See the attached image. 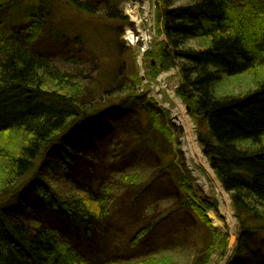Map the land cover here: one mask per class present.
<instances>
[{
	"label": "trees",
	"instance_id": "16d2710c",
	"mask_svg": "<svg viewBox=\"0 0 264 264\" xmlns=\"http://www.w3.org/2000/svg\"><path fill=\"white\" fill-rule=\"evenodd\" d=\"M96 1L67 3L78 13L94 16L98 13ZM157 2L158 29L165 36L158 58L164 68L179 67L181 85L176 94L196 120L198 143L233 200L244 231L240 241H249L246 233L254 238L264 236V1L194 0L174 8L168 0ZM101 4L110 19L128 20L118 13L117 5L105 0ZM9 6L11 2L0 4V25ZM51 9V4H41L29 14L28 23L0 38V134L19 132L28 140L14 158L6 160L0 177V264H168L169 258L166 262L163 257L125 262L113 253H90L88 247H77L65 234L41 224L35 209L22 201L26 193L40 195L45 211L75 227L81 245L98 244L94 241L97 231L108 226L112 211L109 180L104 183L94 177L97 165L87 164L76 154L69 138L78 122L97 113L122 115L130 101L103 106L86 100L82 85L73 81L69 72L31 48L45 26L44 12ZM191 42L199 47L193 48ZM246 74L252 76L256 89L242 94L228 89L232 79ZM130 78L136 82L135 76ZM132 81L123 86L136 97ZM114 90L107 92L112 95ZM58 154L61 160L54 166L52 158ZM90 156L98 158L94 153ZM74 162L77 167L86 165L85 169L75 168ZM56 168L67 170L69 183L85 196L69 200L57 194L41 176L42 171L55 176ZM81 170L87 172L88 184L80 183L77 172ZM121 174V184L137 187L136 176ZM178 183L182 190L192 191L185 178ZM186 197L185 208L212 232V249L216 233L207 210H215L216 204ZM145 218L131 239L132 245L151 227ZM102 245L104 240H100L99 247ZM210 256L208 251L196 264H207Z\"/></svg>",
	"mask_w": 264,
	"mask_h": 264
},
{
	"label": "rangeland",
	"instance_id": "374dc122",
	"mask_svg": "<svg viewBox=\"0 0 264 264\" xmlns=\"http://www.w3.org/2000/svg\"><path fill=\"white\" fill-rule=\"evenodd\" d=\"M105 1L117 5L118 13L128 20L110 19L102 0L96 1L98 13L94 16L76 12L68 0H0V4L11 2L0 25V38L24 26L34 9L49 3L51 12H44L45 26L31 48L49 56L61 71L69 72L73 81L82 85L86 100L103 106L110 102L109 105L117 106L130 100L122 108V115L118 112L111 115L97 113L78 122L69 138L76 154L81 155L87 164L97 165L94 177L102 178L104 183L109 180L106 183L111 189L112 211L108 226L97 231L94 241L98 240V244L81 245L75 227L57 214L45 211L40 195L26 193L22 201L35 209L36 215L42 218L41 224L65 234L77 247H88L90 253L101 251L96 253L99 256L113 253L114 258L125 262L163 257L166 262L169 258L168 264H196L209 251L212 256L207 264H264V236L254 238L246 233L244 236L249 241H240L244 231L237 220L233 200L223 189L198 143L196 120L188 115L187 105L176 94L181 85L179 67L164 68L158 58L164 48L165 36L158 29L157 0ZM193 1L168 0V4L171 8L185 7ZM129 3H132V10L128 13ZM143 8H149L148 13H144ZM136 16L148 35V50L143 56H140V46L144 42L140 40L142 43L133 46L125 41L127 30L135 29L131 21ZM190 45L195 49L199 47L193 42ZM133 75L136 82L130 78ZM127 81L135 84L136 97L130 96L127 86H123ZM231 82L228 89L236 94L253 91L257 85L248 74ZM112 87L114 93L109 95L107 91ZM180 106L188 117L189 131L198 147L191 158L187 157L184 148L186 131L173 122V112ZM27 141L19 132L0 134V177L6 160L14 158ZM92 153L98 158L90 156ZM104 157L105 160L100 161ZM52 160L54 166L57 165L60 155ZM63 162L66 161L61 164ZM75 163L71 165L75 166ZM85 167L75 166L77 169ZM66 171L56 168L55 176L44 171L41 176L45 182L51 183L57 194L70 200L71 196H81L82 192L69 183ZM86 173L83 170L77 172L81 184H88ZM119 174L136 176L137 187L121 184ZM182 178L188 181L192 191L180 188L178 182ZM187 194L195 200L207 199L216 204L215 210H207L216 233L212 249V232L195 213L185 208ZM222 210L225 213L231 211L234 225L227 221ZM210 213L216 215L219 222H215ZM144 216L148 223H152L151 227L145 237L132 245L131 239L142 226ZM100 240H104L103 248L99 247ZM223 248L224 254L221 252Z\"/></svg>",
	"mask_w": 264,
	"mask_h": 264
},
{
	"label": "bare ground",
	"instance_id": "6f19581e",
	"mask_svg": "<svg viewBox=\"0 0 264 264\" xmlns=\"http://www.w3.org/2000/svg\"><path fill=\"white\" fill-rule=\"evenodd\" d=\"M174 114V119H173V122L182 127V129L184 128L186 133L184 135V140H185V144H184V148L185 150L188 152L187 153V157L188 158H191L193 156V152L195 151L196 148H198L196 146V143L194 142V138L192 137L191 135V132L189 131L190 130V126L188 125V117L186 116V114L184 113V110H183V107L180 106L178 107V109H175V111L173 112ZM222 212L224 214H226L227 216V221H229L232 225H234V221H232V213L231 211L230 212H227L226 213L224 212V210H222ZM211 215V218H213V220L215 222H219L216 215H214L213 213H210ZM230 224V225H231Z\"/></svg>",
	"mask_w": 264,
	"mask_h": 264
},
{
	"label": "built area",
	"instance_id": "2783aa9c",
	"mask_svg": "<svg viewBox=\"0 0 264 264\" xmlns=\"http://www.w3.org/2000/svg\"><path fill=\"white\" fill-rule=\"evenodd\" d=\"M150 1V0H149ZM132 3H129L127 5V12H131L132 8H131ZM148 9L147 10L145 8H143L144 13H148ZM138 16V15H137ZM136 16V19L132 18V22L134 23L135 29L134 30H127V35L125 36V41L133 46H138V44L144 42L143 46H140L141 49V54L140 56H143L144 53L148 50V35H146L145 30L143 29V27L141 26L142 24H140L141 20L139 17ZM140 40L142 42H140Z\"/></svg>",
	"mask_w": 264,
	"mask_h": 264
}]
</instances>
